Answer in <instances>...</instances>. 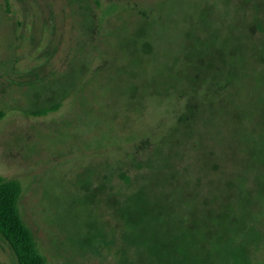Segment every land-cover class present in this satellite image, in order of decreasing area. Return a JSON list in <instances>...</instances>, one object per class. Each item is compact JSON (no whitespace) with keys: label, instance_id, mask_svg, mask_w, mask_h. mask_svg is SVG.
Wrapping results in <instances>:
<instances>
[{"label":"rangeland","instance_id":"374dc122","mask_svg":"<svg viewBox=\"0 0 264 264\" xmlns=\"http://www.w3.org/2000/svg\"><path fill=\"white\" fill-rule=\"evenodd\" d=\"M263 48L264 0H0V177L47 264H264ZM218 52L223 92L202 76ZM178 146L197 162L163 185L183 202L149 178L132 195ZM213 150L243 177L223 222L201 217Z\"/></svg>","mask_w":264,"mask_h":264},{"label":"trees","instance_id":"16d2710c","mask_svg":"<svg viewBox=\"0 0 264 264\" xmlns=\"http://www.w3.org/2000/svg\"><path fill=\"white\" fill-rule=\"evenodd\" d=\"M99 1L100 0H96L97 3ZM255 24H259L262 27L261 23L258 20L255 22ZM254 25H252V27H254ZM247 38L252 40V37H247ZM222 57H219V52L216 54L214 53L210 60L211 63H207L206 61L204 62L205 64L208 65V70L207 71L202 70V74H203L202 76L204 77L203 78L204 82L211 81V86L213 88L217 87V89H219V91L221 92H223V90L225 89V87L220 85V81H222L221 79L224 78V74L226 73L228 74L229 70H232L235 68V66L232 64L233 61L231 62L229 59L228 61H226ZM218 65H221V69H219ZM176 79H177V84L181 86L182 80L183 79L187 80V77L184 74L179 72V74L176 75ZM194 87L195 88L193 90H196L197 85ZM213 91L215 93V89H213ZM55 109L56 107H54V109L53 108L44 109L42 111L37 112V115L44 116L50 111H55ZM184 148L185 147L178 146V147L171 149L166 156H163L164 159L162 161V164H155V163L152 164L151 163L153 167L150 164H148L147 167L145 166L146 168H148V170L145 172L146 182L140 186L135 187L134 193L132 195L137 194L135 193L137 189L141 187L145 188L147 186H150L149 179H151V183H153L152 189L157 190V191L165 190V192L163 193V196H161L162 198H166V197L173 198L174 195H169L170 193H168L167 189H165L167 186L163 184L167 182V180L165 179L167 174L172 175V176L178 174L177 158L181 157V159H179V162L181 165L184 166V169L186 171H191L193 163L197 162L196 160L194 161V158L196 157V155L190 156L189 159L186 160V157H185L186 151L184 150ZM170 152H172L173 154H171ZM175 153H179V155ZM209 158L211 162L214 159V162L210 164L209 162H206V161L199 162V164L201 165L200 167L202 168V171L200 173L201 179L200 181H198L197 187L204 185L201 188L206 190L205 187L207 189L209 187L213 191L216 190L217 194L214 193L213 200L206 197L202 201V206H203L202 210H206V212L201 217L206 220V219L212 218L213 216H216L217 219H219V221L223 222L228 213L234 212V209L231 208L232 198H234L235 191H240L242 187V183H243V177L241 179L240 178L237 179V174H239L238 170L240 169V167L237 170H233L229 160L224 162L223 159L219 157L218 151H214V150L210 151ZM207 168L212 170L211 175H208V171L206 170ZM154 169H156L155 177L152 176ZM226 174H227V181L225 183L223 176ZM118 178L127 185H130L132 182L131 179L128 176H126L124 172L120 173L118 175ZM105 188L106 186L101 184L98 188V193H102V191L105 190ZM22 193H23V188H22L21 183L18 180H7V179L0 177V236L4 239V241L8 244V246L12 250L14 256L16 257L18 261V264H47L46 258L40 253L38 249L37 242L32 232L26 226V224L24 223L22 219L20 208H19V202H20ZM153 195L157 197L160 196L157 193H153ZM192 196L193 197L191 198V200L195 198L196 196L195 193H193ZM131 197L122 200V204H120L123 208L124 213L126 214H128L127 212L128 206L126 205V201L131 199ZM149 198H150V194L145 196L143 200L144 205L146 201H150ZM174 199H176L179 203H182L184 200V196L178 195V196H175L173 200ZM117 201L118 200L115 197L111 199L108 198L109 205L111 203L118 204ZM224 202L225 204L230 205V208H227V207L223 208L222 206ZM211 203L213 204L214 208L211 206ZM147 204H149V202H147ZM192 205L194 207L189 210V215H191L192 217H196L198 214V207L195 206L194 203H192ZM219 206H221V208ZM143 207H146V206H143ZM147 209L150 210L152 208L146 207V210H144L143 208L140 207V205H138L137 213L144 212V215H145L148 211ZM193 228L194 227L191 226L192 230ZM207 229H209L210 231L209 232L206 231L202 233L203 235H206V236H203L205 239H207L212 234L211 230L214 229L213 224L212 226L207 225ZM183 235L184 233H179L177 237L181 238V236ZM190 260L191 262L193 261L192 259ZM172 264H176V262L174 263L172 262Z\"/></svg>","mask_w":264,"mask_h":264}]
</instances>
